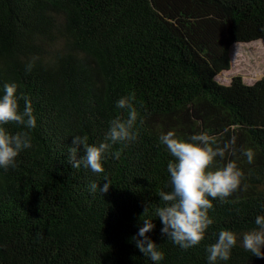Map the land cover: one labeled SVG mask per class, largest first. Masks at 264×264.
Returning <instances> with one entry per match:
<instances>
[{"label": "trees", "instance_id": "1", "mask_svg": "<svg viewBox=\"0 0 264 264\" xmlns=\"http://www.w3.org/2000/svg\"><path fill=\"white\" fill-rule=\"evenodd\" d=\"M254 40L264 43V0H0V89L16 83L37 122L27 130L32 147L0 169V264H153L131 240L145 218L161 264H207L206 245L222 229L255 228L264 215V75L216 80L230 68L231 45ZM129 92L143 119L139 138L113 146L120 156L104 163L109 190L91 195L89 182L102 187L104 176L68 164L73 138L99 144L110 120L127 117L116 102ZM171 129L185 139L207 131L221 147L235 137V152L216 161L244 172L236 192L213 200L214 223L187 250L154 217L158 193L171 190L172 157L158 139ZM227 264L264 258L238 243Z\"/></svg>", "mask_w": 264, "mask_h": 264}, {"label": "clouds", "instance_id": "2", "mask_svg": "<svg viewBox=\"0 0 264 264\" xmlns=\"http://www.w3.org/2000/svg\"><path fill=\"white\" fill-rule=\"evenodd\" d=\"M33 65L34 62H29L26 70L31 71ZM20 99L24 100L23 110L20 108ZM135 100L134 92L117 100L116 107L126 110L127 117L117 116L110 120L104 139L99 144H90L87 135H75L73 138V146L66 158L68 164L73 169L83 167L97 176H104L102 187L100 182H89L87 190L91 195L99 192L103 196L109 190L111 183L104 163L109 155L113 158L120 156L119 150L112 151L113 146L134 143L139 138V125L143 124V119L134 106ZM9 123H15L24 130L12 133L7 128ZM36 123L30 98L18 95L16 83H5L0 89V169L7 171L10 167L14 168L19 154L32 147L27 130L34 129ZM158 139L172 157L167 163L169 182L166 185L171 190L158 193L162 205L155 207L154 217L161 221V235L187 250L205 239L208 228L214 223L213 217L209 215L213 200L224 202L241 186L244 172L236 161L229 160L224 164L216 161L217 157L223 160L230 149L235 152V137L222 147L218 138L207 131L194 133L185 139L171 129L161 133ZM80 146L83 154H78ZM242 152L247 162L253 163L255 152L251 148L243 149ZM255 225L242 236L232 230L222 229L215 242L206 245L207 264H227L238 243L253 256L264 258V215L256 216ZM154 228L153 218H145L131 240L143 256L148 257L153 264H161L164 252L148 235Z\"/></svg>", "mask_w": 264, "mask_h": 264}, {"label": "rangeland", "instance_id": "3", "mask_svg": "<svg viewBox=\"0 0 264 264\" xmlns=\"http://www.w3.org/2000/svg\"><path fill=\"white\" fill-rule=\"evenodd\" d=\"M230 49L232 52L231 58L233 62L228 70L222 71L217 76L216 80L219 83L228 84L233 76L240 75L245 83L252 84L264 75V43L262 40L237 42L232 44ZM250 49L255 51L254 55H257L258 57V60L256 59L257 64L254 61L255 59ZM232 68L233 71L226 74V71H229ZM255 68H258L259 71ZM254 70L255 72L257 71V73H252ZM253 74H255V77L253 79H249L248 77L253 76Z\"/></svg>", "mask_w": 264, "mask_h": 264}, {"label": "bare ground", "instance_id": "4", "mask_svg": "<svg viewBox=\"0 0 264 264\" xmlns=\"http://www.w3.org/2000/svg\"><path fill=\"white\" fill-rule=\"evenodd\" d=\"M239 44V43H238ZM250 51H251V53H252V55H253V57H254V61L256 62V64H257V60H258V57H257V55H254L255 54V51H253L252 49H250ZM229 55H230V58H231V56H232V52H231V49H230V52H229ZM257 59V60H256ZM232 58H231V64H232ZM257 71H259L258 70V68H255ZM231 71H233V68L232 69H230L229 71H226V74L227 73H230ZM257 71L255 72V70L252 72V73H257ZM225 73V72H224ZM255 77V74H253V76H250V77H248L249 79H253ZM217 78V77H216Z\"/></svg>", "mask_w": 264, "mask_h": 264}]
</instances>
